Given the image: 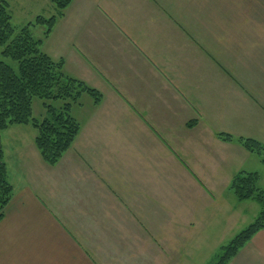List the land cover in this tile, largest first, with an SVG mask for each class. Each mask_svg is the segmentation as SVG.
I'll use <instances>...</instances> for the list:
<instances>
[{
	"label": "crops",
	"instance_id": "crops-1",
	"mask_svg": "<svg viewBox=\"0 0 264 264\" xmlns=\"http://www.w3.org/2000/svg\"><path fill=\"white\" fill-rule=\"evenodd\" d=\"M224 1L71 0L56 17L42 50L102 97L71 106L54 165L36 129L3 131L0 264H207L251 223L259 204L228 188L261 158L217 133L264 143V0ZM228 264H264V229Z\"/></svg>",
	"mask_w": 264,
	"mask_h": 264
},
{
	"label": "trees",
	"instance_id": "trees-1",
	"mask_svg": "<svg viewBox=\"0 0 264 264\" xmlns=\"http://www.w3.org/2000/svg\"><path fill=\"white\" fill-rule=\"evenodd\" d=\"M62 15L71 0H50ZM56 16L48 18L37 15L33 21L16 28L11 23L10 3L0 0V47L4 57L17 63L13 68L0 60V219L11 199L13 187L8 180L4 161L2 133L13 125H29L36 128L34 144L42 159L54 165L71 147L79 133L80 125L71 114V106L88 94L95 103L101 100V93L83 81L64 72L63 60H54L42 48V40L50 33ZM45 26L41 37H36L32 27ZM43 100L44 113L41 118L33 117V100ZM60 102L56 106L51 102ZM223 141L236 140L244 149L262 156L264 143L252 138L217 133ZM256 172L240 171L232 178L229 188L239 201L252 199L259 204L255 220L235 234L207 264H228L251 237L264 229V189L259 188Z\"/></svg>",
	"mask_w": 264,
	"mask_h": 264
},
{
	"label": "rangeland",
	"instance_id": "rangeland-1",
	"mask_svg": "<svg viewBox=\"0 0 264 264\" xmlns=\"http://www.w3.org/2000/svg\"><path fill=\"white\" fill-rule=\"evenodd\" d=\"M49 1V0H47ZM8 2L10 3V13H11V23L14 27L16 28H20L21 26L26 25L28 22L33 21L35 19V17L37 15H42L44 17H49V16H58L57 15V10L55 9V6L52 4V2H40L39 0H8ZM221 3V8H223V10H227L230 11L231 9L228 8V2L224 1V0H220ZM211 5V4H209ZM201 9H199V27L202 25L203 21L206 20L205 17L209 15L210 12L206 13V11H208L210 8L209 7H200ZM229 9V10H228ZM204 26V24H203ZM207 26V25H206ZM45 28V26H40V25H36L35 28H31L32 32L34 33V35L36 37H40L42 34L43 29ZM1 50L2 48L0 47V60H4L6 61L8 64H10L13 68H17V63L10 60L7 57H4L1 54ZM84 95V94H83ZM53 104H55L56 106L60 105L59 102H51ZM43 100L39 99V98H34L33 100V117L35 118H41V116L44 113V108H43ZM25 127H29V129H33L35 130L36 128H34L31 124L29 125H25ZM24 131H28V129L26 128H22ZM28 136V132H24L22 136ZM4 144H7L6 140H3ZM255 157H259V159L261 160L260 167H257L254 162H249L247 164V166H253L251 167L252 170H256L258 171V186L262 187L264 189V162L262 161V156L258 155V154H254L252 153ZM251 170V172H253ZM237 174V173H236ZM228 191H231V194L233 195V191L228 188ZM256 207V206H255ZM259 212V208L255 209L254 214L249 218L251 219V223L255 220V218L257 217ZM249 224V223H248ZM247 224V225H248ZM245 228V227H244ZM224 244V243H223ZM226 244V243H225ZM219 250H216V253H218ZM211 261V260H210Z\"/></svg>",
	"mask_w": 264,
	"mask_h": 264
}]
</instances>
